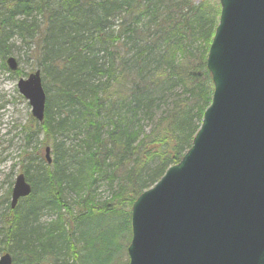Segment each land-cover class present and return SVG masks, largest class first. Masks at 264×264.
I'll use <instances>...</instances> for the list:
<instances>
[{"label": "trees", "instance_id": "trees-1", "mask_svg": "<svg viewBox=\"0 0 264 264\" xmlns=\"http://www.w3.org/2000/svg\"><path fill=\"white\" fill-rule=\"evenodd\" d=\"M218 17L215 0H0L1 65L13 36L35 41L46 95L43 121L24 128L37 144L19 163L31 193L14 210L2 199L0 255L126 264L119 235L130 237L132 204L181 160L210 104Z\"/></svg>", "mask_w": 264, "mask_h": 264}, {"label": "water", "instance_id": "water-1", "mask_svg": "<svg viewBox=\"0 0 264 264\" xmlns=\"http://www.w3.org/2000/svg\"><path fill=\"white\" fill-rule=\"evenodd\" d=\"M218 1L207 56L211 105L182 160L134 203L129 264H264V0ZM5 65L18 69L11 56ZM17 89L42 122L39 71ZM30 192L18 174L10 208Z\"/></svg>", "mask_w": 264, "mask_h": 264}, {"label": "rangeland", "instance_id": "rangeland-1", "mask_svg": "<svg viewBox=\"0 0 264 264\" xmlns=\"http://www.w3.org/2000/svg\"><path fill=\"white\" fill-rule=\"evenodd\" d=\"M193 1L199 3L202 0ZM8 46L10 56L18 61L20 77L25 78L28 74L39 70L34 57L37 48L35 41H24L15 35L9 40ZM19 76L4 69L0 61V225L1 215L8 213L7 205L2 203V199L5 195L10 198L14 179L21 170L20 160L25 157V154L33 153L34 146L37 145L34 141L27 144L24 128L29 126L32 117L27 100L17 90ZM41 138L40 135L38 140ZM108 196L109 188L106 185H99L93 195L96 201L101 202ZM77 199L74 194L67 193V202L73 204ZM51 220V215L45 214L40 219V224L46 225ZM113 231H115V227H113ZM119 236V243L126 245L129 239L128 233L122 235L120 230ZM1 243L3 244V242Z\"/></svg>", "mask_w": 264, "mask_h": 264}]
</instances>
